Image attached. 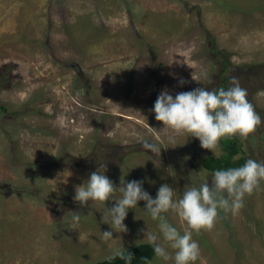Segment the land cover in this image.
I'll return each mask as SVG.
<instances>
[{"label":"rangeland","instance_id":"obj_1","mask_svg":"<svg viewBox=\"0 0 264 264\" xmlns=\"http://www.w3.org/2000/svg\"><path fill=\"white\" fill-rule=\"evenodd\" d=\"M214 43L264 119V0H0V264H91L158 234L144 201L123 233L102 222L114 201H74L94 166L106 165L116 186L143 180L153 198L165 183L177 198L186 185L211 184V150L163 128L151 109L164 89L216 90ZM242 142L264 162V123ZM194 239L205 264H264V182L238 215L221 213Z\"/></svg>","mask_w":264,"mask_h":264},{"label":"clouds","instance_id":"obj_2","mask_svg":"<svg viewBox=\"0 0 264 264\" xmlns=\"http://www.w3.org/2000/svg\"><path fill=\"white\" fill-rule=\"evenodd\" d=\"M202 76L206 78V74ZM193 79L200 81L194 75ZM185 82L179 81L181 85ZM151 111L155 113L157 121L163 122V128L198 138L200 146L211 150L217 158L222 139L239 136L246 140L264 123L247 100V90L240 86L235 76L231 77V86L227 89L197 87L175 96L167 89L161 90ZM169 142L174 144V138L170 137ZM143 147L154 154L161 151L157 143L145 141ZM101 168H106V165H100L97 171L91 172L82 184L75 187L74 201L81 207L87 206L90 201H114L108 207L107 215L103 214L102 222L122 233L128 231L124 221L129 211H136L140 201L146 202L143 209L157 222L158 234L147 230L143 240L152 247L155 261L163 264H205L194 233L199 235L202 231H211L221 218V213L233 217L238 215L244 207L245 197L253 194L264 182V162L249 158L239 167L215 170L211 175V184L186 185L179 198L175 188L167 183L159 187L153 198L143 187V180L128 181L122 176L120 185L116 186ZM74 213L71 221L78 223L81 217L78 212ZM169 213L177 215L182 226L186 225L183 232L169 221ZM111 237L113 231H103V239ZM108 258H119L125 264H132L134 256L126 249H116ZM145 259L146 264H155Z\"/></svg>","mask_w":264,"mask_h":264},{"label":"trees","instance_id":"obj_3","mask_svg":"<svg viewBox=\"0 0 264 264\" xmlns=\"http://www.w3.org/2000/svg\"><path fill=\"white\" fill-rule=\"evenodd\" d=\"M213 45L215 47L216 43H214ZM214 49L217 57L221 59L219 62L221 65L222 76V79L216 87V90L221 87L227 89L231 86V71L233 66L232 62H230V54L226 49L218 50L217 47H215ZM0 108L3 111L7 110V107L4 104H0ZM221 145L223 148V153L218 155V158L214 157L213 154L207 155L203 158L204 168H206L211 173H213L217 169L239 167L243 165L247 159H249V157L245 153L242 138H240L239 136L224 138L221 140ZM98 168L99 167L94 166L91 170H97ZM3 192H7V189L5 188ZM126 250L134 256L132 264H146L145 258H147V260L149 261H153V259L155 258L153 249L147 242L140 243V246L135 245ZM91 264H125V261L119 258H106Z\"/></svg>","mask_w":264,"mask_h":264},{"label":"crops","instance_id":"obj_4","mask_svg":"<svg viewBox=\"0 0 264 264\" xmlns=\"http://www.w3.org/2000/svg\"><path fill=\"white\" fill-rule=\"evenodd\" d=\"M2 199L3 198H0V202L2 201ZM8 200H9V198H7V196H6V198H5V201L4 202H8ZM1 204V203H0Z\"/></svg>","mask_w":264,"mask_h":264}]
</instances>
